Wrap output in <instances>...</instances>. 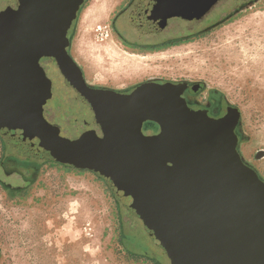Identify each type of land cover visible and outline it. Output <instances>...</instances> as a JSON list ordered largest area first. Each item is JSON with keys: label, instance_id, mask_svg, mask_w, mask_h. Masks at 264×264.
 <instances>
[{"label": "water", "instance_id": "water-1", "mask_svg": "<svg viewBox=\"0 0 264 264\" xmlns=\"http://www.w3.org/2000/svg\"><path fill=\"white\" fill-rule=\"evenodd\" d=\"M73 1L17 0L18 9L28 12L29 39L41 37L43 53L61 70L63 64L75 67L57 46L73 17ZM165 1L155 0L159 8H168ZM200 1L205 9L217 0ZM178 2L175 8L181 10L185 2ZM0 27V47L20 56L17 33L6 24ZM35 46L29 44L23 58L27 73L34 75ZM44 81L41 90L35 76L27 77V95L37 106L28 111L40 125L37 137L52 138L58 161L100 177L170 264H264V178L238 152L236 118L211 121L194 113L170 80L142 81L128 94L91 92L78 72L73 86L95 111L102 136L86 131L71 140L42 117L36 96H49V81ZM145 121L156 122L159 131L143 134Z\"/></svg>", "mask_w": 264, "mask_h": 264}, {"label": "rangeland", "instance_id": "rangeland-1", "mask_svg": "<svg viewBox=\"0 0 264 264\" xmlns=\"http://www.w3.org/2000/svg\"><path fill=\"white\" fill-rule=\"evenodd\" d=\"M119 1L100 24L92 25L86 40L99 44L111 41L123 51L143 56L146 68L130 76L105 74L87 53L85 62L76 56L75 33L72 55L86 76L87 66L106 76L90 74L88 79L120 89L155 78L187 79L218 90L239 111L244 134L239 154L264 178V0H221L201 21L204 25L218 20V25L178 44L150 50L128 48L112 35L110 24L126 0ZM12 2L0 0V10ZM172 19L159 18L154 24L156 30L168 26ZM175 29V33L185 31L182 27ZM144 30L142 38L151 39V29ZM172 32L174 29L167 34ZM50 68L45 67L52 81L47 107H53L60 135L71 137L69 125L75 115L69 105L83 107ZM118 79L133 82L120 84ZM62 93L69 95L70 104L63 105ZM29 138L33 139L31 135ZM6 154L15 155L0 145V161ZM35 160L38 168L33 173L10 162L0 168V264H168L165 253L151 243L141 221L115 199L100 177L73 163ZM4 185L21 190L9 191Z\"/></svg>", "mask_w": 264, "mask_h": 264}, {"label": "flooded vegetation", "instance_id": "flooded-vegetation-1", "mask_svg": "<svg viewBox=\"0 0 264 264\" xmlns=\"http://www.w3.org/2000/svg\"><path fill=\"white\" fill-rule=\"evenodd\" d=\"M85 1L86 0H76L70 4L69 7L74 9L73 17L66 27L64 36L61 39L62 46L60 47V43H57L59 49L64 52L71 63L75 65V67L71 68L70 70L68 68L69 65H66V67L64 64L63 70H61L55 58L43 53V41L41 37L35 36V38L31 40L29 39V33L31 32L29 29H27L26 26V14L28 12L25 8L18 9L17 0H13L11 5H8L4 9L0 10V15L3 12L6 13L5 15L0 16V26H4L6 24V28L8 30H13V32H16L19 36L17 44L19 47L18 54L20 55H16L14 57V55H12L9 50H7L6 48L2 49L0 47V145L2 146V148H4V150L8 149L15 153V155H4V158L0 161L1 169L2 167H4V164L10 162L19 167H22L25 170H30V172L33 173L38 168V165L36 164L38 162L35 159L58 162V148L52 143V138H50L48 135L47 138L49 141H43L40 136L38 138L37 135H39V133H37V126L40 125L38 124V121L36 122L28 114V111H30L34 106L37 107L36 104H34V102L36 101H31V99H29L27 95L28 76L31 78L35 76L37 81H39L41 84V90L43 89V87L45 89L46 86L44 78L49 81L47 84V86L49 85V96H47L43 100L39 94H37L36 97L40 100L39 102H41L42 117L48 123L59 128V135L61 134L59 127L60 125L54 121L53 107H47V101L52 97V81L47 76L45 70H48L50 67L51 73L53 72V70H55L58 73L62 84L73 93L75 101L83 107L81 109L78 106L70 104V98L68 94L62 93L60 95L63 105L65 106L66 104H70L69 107L72 108H70V110L75 115L73 117L72 123L69 125L72 136L65 137L71 140L77 139L82 133L86 131H92L96 135L102 136V131L95 122V111L91 108L90 104L78 98V94L73 86L74 76H76L78 72L81 73L82 79L84 80L85 89L90 90L91 92L114 91L119 94H128L134 88L133 85L130 88L127 87L120 89L104 84H99L94 80L88 79V77H90V74H93L94 76H101L103 78H105L106 76L100 75V72L94 66H87V77L82 66L72 55L73 37L75 33L76 35L74 41H76L79 37L82 18L81 15H83L91 0L88 1L86 6H83ZM183 1L185 2V6L180 8L181 10H178L179 13H177L176 10H174V7H178L182 4L178 2V0L165 1L168 8H159L155 0H126L125 3L120 6L119 12L110 24L112 35H115L120 40L121 44L125 45L128 48L150 50L179 43L180 41L189 38L193 34L201 32L204 29L212 28L213 26L219 24L218 20H211V22H209L208 24L204 23V25L201 23V21H203V19H205L209 15V13H211L212 9L221 0H217L214 4L205 9L200 0ZM159 2L160 1H158V3ZM181 11L182 13H180ZM126 14L127 18H125ZM165 17L173 19L170 21V24L168 26L166 25L163 27V29L156 30L154 26L156 21L159 18ZM127 22H129V25H125V23ZM100 23L101 22H99V24ZM147 27L151 29L148 30L152 33L151 39H143L140 35L141 33H145L144 28ZM176 27H182V29L185 31L183 33H175ZM130 28L133 30L132 32H130ZM170 29H174V32L167 34ZM1 32L2 28L0 27V35ZM128 33H130V35L132 34V37H130ZM162 33H164V35H162ZM31 43L36 45L35 47L38 48V54L35 53V55H37L36 63L39 71L37 70V73L35 75L32 73H27V60L26 62L23 60L24 57L26 58V51L28 45ZM78 44H75L74 42V52L81 61L84 60L85 62L87 58V52L80 42ZM21 55L22 58H20ZM30 55L31 57L34 56V54ZM117 81L120 84L133 82L127 80L124 82L121 79H118ZM170 84L182 94L185 105L194 113L201 114L211 121H219L224 119L225 117H228L231 120L236 118L233 125L234 134L237 138V141L239 143L241 142V140L244 138V134L241 131L238 111L234 105H231L228 102L226 97L221 92L216 89L207 87L203 82L191 81L187 79L176 81L173 80L170 81ZM64 94L67 95L66 99L63 98ZM13 110L15 111V113L13 112ZM141 130L143 134L150 135L157 133L159 131V126L156 122L145 121L141 124ZM7 133L9 134V136L7 135ZM30 135L33 139L29 138ZM18 152H20V154H18ZM45 152L47 153L46 156H44ZM4 187L7 190L16 193H19L21 190V188H11L10 186L6 185H4ZM151 243L157 248H160L154 242L151 241ZM143 254L148 255L147 253ZM148 256L157 263H161L154 256ZM164 257L165 259H167V263L170 264L168 258L166 256Z\"/></svg>", "mask_w": 264, "mask_h": 264}, {"label": "bare ground", "instance_id": "bare-ground-1", "mask_svg": "<svg viewBox=\"0 0 264 264\" xmlns=\"http://www.w3.org/2000/svg\"><path fill=\"white\" fill-rule=\"evenodd\" d=\"M118 1L119 0H91L83 15H81V31H79V37H77L78 41L89 55L88 57H90L97 68L105 74L123 73L125 75L126 73L129 75L134 73L135 75V72H141L146 68L143 56L123 51L111 41L99 44L86 40L87 33L90 31L92 25L100 22L106 17ZM114 76L112 77L114 78Z\"/></svg>", "mask_w": 264, "mask_h": 264}, {"label": "trees", "instance_id": "trees-1", "mask_svg": "<svg viewBox=\"0 0 264 264\" xmlns=\"http://www.w3.org/2000/svg\"><path fill=\"white\" fill-rule=\"evenodd\" d=\"M175 44H178V43H175ZM172 45H174V44H172ZM153 260V259H152Z\"/></svg>", "mask_w": 264, "mask_h": 264}]
</instances>
